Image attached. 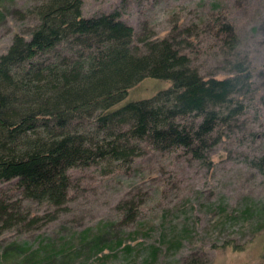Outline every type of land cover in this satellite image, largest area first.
<instances>
[{"label": "trees", "instance_id": "16d2710c", "mask_svg": "<svg viewBox=\"0 0 264 264\" xmlns=\"http://www.w3.org/2000/svg\"><path fill=\"white\" fill-rule=\"evenodd\" d=\"M212 2L201 24L225 56L223 77L203 76L192 64L201 42L196 23L173 20L159 38L144 27L136 35L119 9L83 16L81 0H42L20 13V19L35 22L14 33L0 54V185H5L0 186V236L36 229L64 210L75 187L72 169L129 165L142 147L210 162L208 152L220 130L247 112L242 98L251 92L252 76L249 61L235 55L233 20L222 14L220 1ZM146 77L170 84L149 98L122 103ZM250 163L264 175V151ZM24 202L46 211L33 214ZM119 207V226L137 214L131 201ZM240 212L244 219L264 222L262 201L245 199ZM100 224L54 245L44 238L36 247L25 241L0 244V263L68 264L79 255L80 262L94 258L91 264H136L138 258L142 264H165L159 246L131 245L124 241L135 232ZM179 230L184 237L191 233L187 224ZM176 238L159 232L157 243L165 241L164 252L174 255L181 240Z\"/></svg>", "mask_w": 264, "mask_h": 264}, {"label": "rangeland", "instance_id": "374dc122", "mask_svg": "<svg viewBox=\"0 0 264 264\" xmlns=\"http://www.w3.org/2000/svg\"><path fill=\"white\" fill-rule=\"evenodd\" d=\"M41 1L0 0V54L14 33H24L35 22L33 18L20 19V13ZM212 1L81 0V13L87 17L119 9L120 19L136 35L144 32V27L145 32L159 38L167 34L173 20L181 25L196 23L201 42L192 64L203 76L223 77L227 75L225 56L201 24ZM217 1L222 3V14L234 22L238 40L235 55L249 61L252 76L251 92L242 98L247 112L220 130L219 141L208 152L210 162L185 160L174 152L159 153L142 147L129 165L99 163L72 169L75 187L64 210L36 229L5 231L0 244L25 241L36 247L44 238L54 245L74 239L85 227L95 231L100 223H108L124 233L135 232L124 242L159 246L163 252L159 261L164 259L165 264H264V222L256 217L244 219L240 212L245 199L264 203V175L250 163L253 156L264 151V0ZM169 84L146 77L128 90L122 103L149 98ZM124 201L133 202L137 214L119 226V206ZM220 204L226 205L223 209L229 214L228 222L219 210ZM23 205L40 216L46 211L43 205ZM181 224L191 230L188 237L179 232ZM149 225L154 228L148 229ZM159 232L176 235L178 241L181 238L174 255L164 252L165 241L157 243ZM91 259L80 262L77 255L68 264H91ZM136 264H142L140 258Z\"/></svg>", "mask_w": 264, "mask_h": 264}]
</instances>
